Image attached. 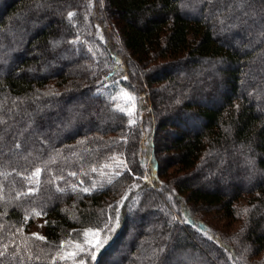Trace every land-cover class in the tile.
<instances>
[{
  "label": "trees",
  "instance_id": "16d2710c",
  "mask_svg": "<svg viewBox=\"0 0 264 264\" xmlns=\"http://www.w3.org/2000/svg\"><path fill=\"white\" fill-rule=\"evenodd\" d=\"M226 1L0 0V264H264V0Z\"/></svg>",
  "mask_w": 264,
  "mask_h": 264
},
{
  "label": "rangeland",
  "instance_id": "374dc122",
  "mask_svg": "<svg viewBox=\"0 0 264 264\" xmlns=\"http://www.w3.org/2000/svg\"><path fill=\"white\" fill-rule=\"evenodd\" d=\"M242 3H243V0H227L224 4H221L220 3L218 5V10L222 7V5H224L225 8H226V10H228L229 12H232L233 14L234 13H239L240 14L241 11H243V8L246 5L245 2L243 4ZM209 5H210V7H209V9H207V12H206V15L208 16L207 18L212 19L213 20V23L217 27H219L221 25V23L223 24V20L219 16V13L221 11L220 12H216L215 11L216 8L212 7V4L211 3ZM224 24H225V22H224ZM230 26H232V25H230ZM261 30H262V28L259 29V31H261ZM251 32H252V29H249L248 28V30L246 31V35L247 36L250 35ZM246 35H245V37H247ZM250 46L251 47H254L253 43H250ZM210 67H211L210 70H213V73H215V70L217 69V67L219 68V65H217V66H215V65H212L211 66L210 65ZM217 73L218 72H216L215 74H217ZM247 76H248V81H249L248 83L249 84L247 85V83L246 84L244 83L242 85V91H248L250 94H253V95H258L260 93L263 95L264 94V85H260L259 88H257L256 87V84H254V83L257 82V81H258L257 83H260V84L262 83V80L264 79V67L262 66V69H260L256 73L248 72L247 73ZM198 77H201V76L198 75ZM208 78L210 79V77H208ZM206 79H207V77H206ZM250 85H252L254 88L253 89L248 88V86H250ZM134 103H135V101H132V105L130 106V111L131 112L134 111ZM32 119L33 118L30 115L29 116V120L31 121ZM103 124H102V121H97L96 122V126L98 127L97 128L98 132L101 130V128H103V126H104ZM168 125L169 126H168V128L166 130H158V132L156 133V136H155L156 141H158V143H159V141L161 140V142H162L161 144H163V145H160L159 147L156 146L157 147L156 148L157 155H158V157L161 156L163 160H164L165 157H168L169 154L171 153L169 151V149L171 147L170 146V140H169L170 139V134H171V129L172 128H175V127H178V126L179 127L181 126L180 124H178L176 122L174 123L173 121L172 122H168ZM255 178L257 179V177H254V179ZM191 207L195 210V212L197 213V215H200L205 220H207L208 222H210L214 227H217L215 221L211 219V217H212V215L210 214L211 209H206L204 206H200L199 207V206H195V205H192ZM212 214L214 215V213H212ZM139 226H140V224L135 223V222H131V227L133 229H137ZM30 229H31L30 232H32L33 235L36 234V236H38V237L43 236L44 231H45V218H44V216L37 217V219L35 220V223L33 224V226ZM128 237H125L124 239L127 240ZM151 240L152 239H151V237L149 235L148 236V241L151 242ZM100 264H103V261Z\"/></svg>",
  "mask_w": 264,
  "mask_h": 264
},
{
  "label": "snow or ice",
  "instance_id": "6c2138e0",
  "mask_svg": "<svg viewBox=\"0 0 264 264\" xmlns=\"http://www.w3.org/2000/svg\"><path fill=\"white\" fill-rule=\"evenodd\" d=\"M69 15L71 16V13H69ZM36 175H39V170H37ZM85 191H87V190L85 189ZM34 236H36V234H34ZM37 238H39V239H44V238H42V237H38V236H37ZM97 243H99V241H97Z\"/></svg>",
  "mask_w": 264,
  "mask_h": 264
}]
</instances>
